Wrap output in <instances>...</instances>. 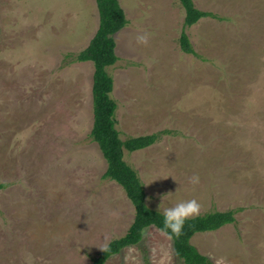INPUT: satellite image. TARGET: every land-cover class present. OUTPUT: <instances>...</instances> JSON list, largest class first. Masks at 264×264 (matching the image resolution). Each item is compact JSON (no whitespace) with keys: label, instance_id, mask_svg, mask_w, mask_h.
I'll list each match as a JSON object with an SVG mask.
<instances>
[{"label":"rangeland","instance_id":"obj_1","mask_svg":"<svg viewBox=\"0 0 264 264\" xmlns=\"http://www.w3.org/2000/svg\"><path fill=\"white\" fill-rule=\"evenodd\" d=\"M119 2L117 128L122 140L170 132L125 152L149 207L238 210L192 244L214 264H264V0H194L222 18L187 30L198 57L181 49L178 0ZM98 28L95 0H0V264H92L134 221L90 136L95 66L72 57ZM144 252L184 264L156 227L106 264H146Z\"/></svg>","mask_w":264,"mask_h":264},{"label":"trees","instance_id":"obj_2","mask_svg":"<svg viewBox=\"0 0 264 264\" xmlns=\"http://www.w3.org/2000/svg\"><path fill=\"white\" fill-rule=\"evenodd\" d=\"M95 1L99 13V28L89 45L72 57L75 63L92 62L95 66L92 89L94 124L90 136L93 142L98 144L107 161L104 179L119 184L135 208L134 221L125 236L112 241L92 262V264H106L126 248L139 246L144 240L145 231L150 227H156L161 231L162 216L157 210L149 207L145 185L137 171L126 162L125 152L135 153L148 149L170 132L163 131L122 140L116 120L118 106L111 96L114 90V78L109 74L108 68L114 67L119 61L115 36L127 27L129 21L119 0ZM178 1L185 10L184 27L180 36L181 49L188 55L198 57L187 30L204 18L216 20L222 18L199 10L194 0ZM7 187V184L0 183V192ZM237 213L238 210H230L198 215L185 222L180 236L166 234L173 242L177 257L184 264H214L192 244V239L197 234L215 232L225 226L236 224ZM144 253L145 263L150 264L147 252Z\"/></svg>","mask_w":264,"mask_h":264},{"label":"clouds","instance_id":"obj_3","mask_svg":"<svg viewBox=\"0 0 264 264\" xmlns=\"http://www.w3.org/2000/svg\"><path fill=\"white\" fill-rule=\"evenodd\" d=\"M140 39L143 41L145 38L140 37ZM192 182L198 183V178L194 177ZM200 208V204L195 199L179 201L170 207L161 208L158 206L157 213H159L163 219L161 232L164 234L180 236L185 222L199 215Z\"/></svg>","mask_w":264,"mask_h":264}]
</instances>
